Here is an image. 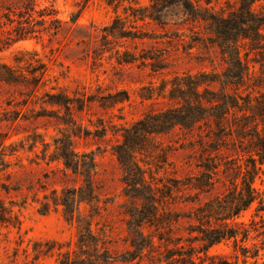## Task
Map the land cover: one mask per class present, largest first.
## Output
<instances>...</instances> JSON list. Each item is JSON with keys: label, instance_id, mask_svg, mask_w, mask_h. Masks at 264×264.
<instances>
[{"label": "rangeland", "instance_id": "1", "mask_svg": "<svg viewBox=\"0 0 264 264\" xmlns=\"http://www.w3.org/2000/svg\"><path fill=\"white\" fill-rule=\"evenodd\" d=\"M193 1L225 15L238 7ZM44 11L54 21L18 40V15ZM237 61L244 80L227 85ZM263 86L264 27L234 42L171 0H0V264H166L168 251L188 252L206 230L199 210L252 162L251 137L229 127L244 113L221 129L205 98L258 97ZM190 114L196 123L174 125ZM208 165L221 171L206 193L194 184ZM255 213L231 222L251 229L247 242L222 241L205 264H264Z\"/></svg>", "mask_w": 264, "mask_h": 264}, {"label": "trees", "instance_id": "2", "mask_svg": "<svg viewBox=\"0 0 264 264\" xmlns=\"http://www.w3.org/2000/svg\"><path fill=\"white\" fill-rule=\"evenodd\" d=\"M171 1L182 6L192 19L209 22L218 37L222 39L232 37L234 42H237L239 38L253 42L259 37L264 27V13H257L253 9L256 4L264 3V0H236L237 9L229 12L227 15L222 14V10L215 11V7L212 6L210 8H203L199 4L197 5L193 0ZM156 5L157 4L154 3L153 6ZM208 5H211V3H208ZM45 10H48V12L50 11V9ZM143 10L146 9H141L139 12ZM46 11L39 14V20L30 16L28 23L24 22V17L19 14L18 18L21 20V26L15 30L17 39L26 40L42 33L44 30L40 28L41 25L39 23L54 21V14H48ZM204 13H207V15L205 16ZM138 17L141 20L147 18L153 20V18L147 14L136 15V19H138ZM115 22L119 23L120 20H116ZM24 24H28V26ZM236 67L239 71L235 72L236 75H226L228 80L227 85L240 86L243 82L245 70L241 61H237ZM230 79H237V82H231ZM262 89L263 91L258 97L249 94L246 98L242 99V97L240 98L237 94L229 95L227 93H220L208 94L212 95L211 98H205L213 107H219L218 109L215 108L218 112L212 115V117L218 125L221 126V129L223 128V121L228 118L232 111L237 112L238 110V112L244 113L240 118H235L236 120L234 119L233 124L229 127L239 139L251 137L250 153L252 162L251 166L246 165L244 171L241 166H234L235 170H237L238 178L233 180V189L222 201H210L205 205L204 209L199 210L197 220L201 222L203 227H206V230L198 232V240L192 242L188 252L183 254L181 250L180 252H175L174 250L168 251V254L164 257L166 264H205L207 260L210 259V248L222 241L234 239L237 242L241 237L242 242H247L251 229H248L243 224L232 225L233 223L231 222L238 219L243 212L247 211L253 205H256L255 217L264 221V190L255 186L256 180L262 171L261 167L264 165V86ZM240 101L243 102L241 103ZM197 112L198 113L195 114L202 115V112ZM249 113L250 115H248ZM195 114H190V116L183 119L175 118L174 125H185L187 121L196 123L198 120L195 118ZM252 125L253 128L251 130L253 131V135L247 136L246 128ZM225 167V170L228 171L227 165H225ZM204 168L206 169V173H204L203 177L205 180H197L194 184V188L201 192L209 193L215 184L214 177L221 170L219 167L217 168L212 165L205 166ZM161 197L163 198V196ZM169 197L170 194L164 196L165 199ZM150 215L154 217L153 219L157 216V214L153 212H150ZM0 221L3 222V220ZM213 221L219 222V227L211 226ZM240 230H242V232H240ZM258 253L257 251V254H255L253 258H257ZM222 264L229 263L223 262Z\"/></svg>", "mask_w": 264, "mask_h": 264}]
</instances>
